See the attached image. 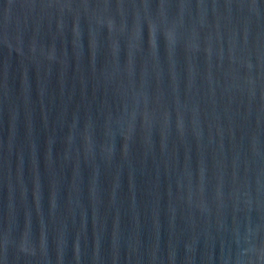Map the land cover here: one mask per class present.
<instances>
[{
    "label": "water",
    "instance_id": "obj_1",
    "mask_svg": "<svg viewBox=\"0 0 264 264\" xmlns=\"http://www.w3.org/2000/svg\"><path fill=\"white\" fill-rule=\"evenodd\" d=\"M0 264H264V0H0Z\"/></svg>",
    "mask_w": 264,
    "mask_h": 264
}]
</instances>
